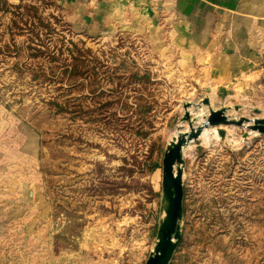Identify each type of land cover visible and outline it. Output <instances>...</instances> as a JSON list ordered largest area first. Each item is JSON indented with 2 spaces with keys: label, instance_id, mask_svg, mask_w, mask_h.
<instances>
[{
  "label": "rangeland",
  "instance_id": "374dc122",
  "mask_svg": "<svg viewBox=\"0 0 264 264\" xmlns=\"http://www.w3.org/2000/svg\"><path fill=\"white\" fill-rule=\"evenodd\" d=\"M2 1L0 264H146L169 147L211 111L264 119V61L230 83L206 71L161 0L121 23L118 0ZM247 125L182 147L169 264H264V133Z\"/></svg>",
  "mask_w": 264,
  "mask_h": 264
},
{
  "label": "crops",
  "instance_id": "0c3cea01",
  "mask_svg": "<svg viewBox=\"0 0 264 264\" xmlns=\"http://www.w3.org/2000/svg\"><path fill=\"white\" fill-rule=\"evenodd\" d=\"M161 2L165 17H169L170 22L178 20L184 25L176 39L182 46L189 44L181 46L180 52L184 55L194 53L206 71H222L225 77L221 78L230 83L234 78L232 73L241 72L244 77L246 72H253L264 61V0ZM142 3L143 0H118V22H126L129 14L143 19L154 6ZM191 25L196 31L202 29L204 32L196 33L192 38L187 34ZM190 48L192 52L188 51Z\"/></svg>",
  "mask_w": 264,
  "mask_h": 264
},
{
  "label": "water",
  "instance_id": "95a60500",
  "mask_svg": "<svg viewBox=\"0 0 264 264\" xmlns=\"http://www.w3.org/2000/svg\"><path fill=\"white\" fill-rule=\"evenodd\" d=\"M208 104V101L205 102ZM188 108V106H186ZM189 113L186 112L184 120L189 118ZM247 125L246 130L250 132L264 133V119H255L253 121H230L223 110L211 111L210 115L203 126L197 129L191 128V133L178 137L169 147L163 162V191L165 200V217L161 221L158 231V242L154 253L149 257L146 264H169L173 253L180 239L179 223L183 214V189H182V171L180 165L183 163L182 147L187 141L198 138L204 128L209 126L223 124L242 127ZM221 137H224V132L221 131ZM247 134H245V137ZM177 166L176 171L174 167Z\"/></svg>",
  "mask_w": 264,
  "mask_h": 264
},
{
  "label": "bare ground",
  "instance_id": "6f19581e",
  "mask_svg": "<svg viewBox=\"0 0 264 264\" xmlns=\"http://www.w3.org/2000/svg\"><path fill=\"white\" fill-rule=\"evenodd\" d=\"M206 141H207V137H208V135H207V131L206 130H204V132L202 133V135H201Z\"/></svg>",
  "mask_w": 264,
  "mask_h": 264
},
{
  "label": "trees",
  "instance_id": "16d2710c",
  "mask_svg": "<svg viewBox=\"0 0 264 264\" xmlns=\"http://www.w3.org/2000/svg\"><path fill=\"white\" fill-rule=\"evenodd\" d=\"M1 4H2L3 6H4V5L7 6V5H6V1H4V0L1 2Z\"/></svg>",
  "mask_w": 264,
  "mask_h": 264
}]
</instances>
